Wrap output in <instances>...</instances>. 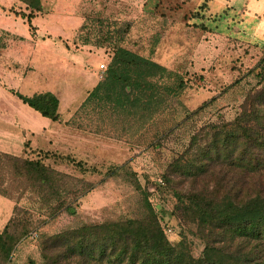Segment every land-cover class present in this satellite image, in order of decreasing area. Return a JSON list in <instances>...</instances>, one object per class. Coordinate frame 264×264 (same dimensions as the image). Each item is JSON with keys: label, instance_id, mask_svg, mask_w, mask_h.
I'll return each instance as SVG.
<instances>
[{"label": "rangeland", "instance_id": "obj_1", "mask_svg": "<svg viewBox=\"0 0 264 264\" xmlns=\"http://www.w3.org/2000/svg\"><path fill=\"white\" fill-rule=\"evenodd\" d=\"M42 1L45 10L31 20L30 28L15 15L23 5L6 10L1 6L6 1L0 0V129L3 122L23 126V135L18 134V139H24L20 155L31 149L70 153L99 173L83 174L71 165L56 164L95 185L74 204L72 214L46 218L33 210L29 231L50 235L81 223L132 215L140 198L138 189L123 176L104 177L109 166L128 162L149 192L168 239L176 244L181 238L176 199L159 182L167 163L198 128L232 120L246 93L262 85L254 68L264 56V18L239 12L246 5L252 9L255 0ZM53 7L64 11L66 21L61 22L59 14L49 19ZM50 31L54 38L47 34ZM116 44L176 72L185 82L183 90L143 119L113 111L100 100L87 102L100 82L97 67L108 66ZM14 91L28 96L54 93L60 119L41 116ZM14 105L22 117L13 115ZM202 105L198 113L179 123ZM6 136L0 131V144ZM21 202L32 206L27 197ZM188 238L197 257L202 244ZM18 249L21 263L28 256L39 257L38 240L25 241Z\"/></svg>", "mask_w": 264, "mask_h": 264}, {"label": "trees", "instance_id": "obj_2", "mask_svg": "<svg viewBox=\"0 0 264 264\" xmlns=\"http://www.w3.org/2000/svg\"><path fill=\"white\" fill-rule=\"evenodd\" d=\"M18 1L23 9L15 15L33 28L31 20L45 10L43 1ZM254 69L262 85L246 93L237 115L198 128L162 173L159 183L176 199L179 242L168 239L149 192L128 162L109 166L104 177L123 176L138 189L140 198L132 215L81 223L50 235L38 232L37 238L30 239L33 210L46 218L72 214L74 204L95 185L54 167L56 164L71 165L83 174L99 171L70 153L31 149L25 155H14L0 151V195L14 202L0 231V264H264V56ZM184 86L176 72L116 44L104 78L86 101L100 100L113 111L143 119L177 97ZM13 93L41 116L60 119L59 98L54 93ZM23 197L31 207L22 204ZM189 235L202 244L197 257L191 253ZM33 240H38V259L28 256L21 263L19 245Z\"/></svg>", "mask_w": 264, "mask_h": 264}, {"label": "crops", "instance_id": "obj_3", "mask_svg": "<svg viewBox=\"0 0 264 264\" xmlns=\"http://www.w3.org/2000/svg\"><path fill=\"white\" fill-rule=\"evenodd\" d=\"M5 1H6V3H3L1 6L10 7L13 4L14 5L15 4L16 5H22L18 0H5ZM43 4H44V2H43ZM253 5L254 6L252 7V9H249L248 5L242 6L240 8L239 12L240 13L244 12L247 15L249 14V15L254 16V17L257 16V17H263L264 18V0H255V2H253ZM53 11L54 12H52L51 15H49V19H51V16H53L55 19V17L58 14L60 16L64 15V14H62V12H64V11H61V12L59 10L57 11L56 7L55 8L53 7ZM63 17L59 18L61 22L66 21V16H63ZM60 25L62 26L63 24L60 23ZM64 27H66V26H64ZM47 34L53 38L56 36V34L53 31L47 32ZM70 34H72V33H70ZM13 104H15V103H13ZM4 106H6L5 108L8 107L6 104ZM14 106H15V109H13L14 111H12L14 113L13 115H17L18 117H22L23 112L21 110H18L16 105H14ZM12 108H14L13 105H12ZM15 118H16V116H15ZM20 123H21V120H20ZM2 125H3V127H1L0 131H1V133H5L7 136L4 138L5 142H3V144H0V151L7 152L10 154H14V155H20V150L24 146V142H23L24 139H23V137L18 139V134H21V136L23 135V132H24L23 126L21 124L19 125L18 123L12 125L11 123H8V122H3ZM13 206H14V202L12 200L0 195V231L4 227L7 220L9 219V217L12 213Z\"/></svg>", "mask_w": 264, "mask_h": 264}, {"label": "built area", "instance_id": "obj_4", "mask_svg": "<svg viewBox=\"0 0 264 264\" xmlns=\"http://www.w3.org/2000/svg\"><path fill=\"white\" fill-rule=\"evenodd\" d=\"M106 67L107 65L104 64V63H100L97 67V70H96V75H97V78L99 80H102L105 76V70H106ZM38 236V232L37 231H31L29 234H28V237L30 239H35L37 238Z\"/></svg>", "mask_w": 264, "mask_h": 264}]
</instances>
